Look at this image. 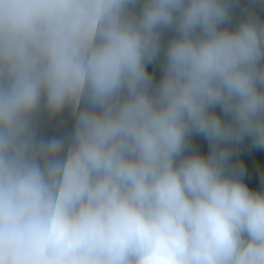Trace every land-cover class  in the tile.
<instances>
[{
  "label": "clouds",
  "instance_id": "1",
  "mask_svg": "<svg viewBox=\"0 0 264 264\" xmlns=\"http://www.w3.org/2000/svg\"><path fill=\"white\" fill-rule=\"evenodd\" d=\"M254 150L264 0H0V264H264Z\"/></svg>",
  "mask_w": 264,
  "mask_h": 264
},
{
  "label": "trees",
  "instance_id": "2",
  "mask_svg": "<svg viewBox=\"0 0 264 264\" xmlns=\"http://www.w3.org/2000/svg\"><path fill=\"white\" fill-rule=\"evenodd\" d=\"M195 143L201 148V150H206V142H204L202 138H199V137L195 138ZM253 155L264 156V150H254ZM247 171L248 170L246 169V172ZM244 178L252 186H255V187L261 186V174L258 170L254 174L246 175Z\"/></svg>",
  "mask_w": 264,
  "mask_h": 264
}]
</instances>
